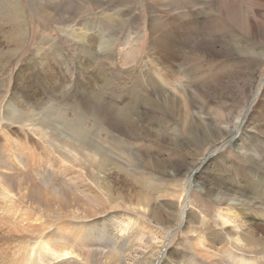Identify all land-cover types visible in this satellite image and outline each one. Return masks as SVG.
Wrapping results in <instances>:
<instances>
[{"label": "rangeland", "instance_id": "374dc122", "mask_svg": "<svg viewBox=\"0 0 264 264\" xmlns=\"http://www.w3.org/2000/svg\"><path fill=\"white\" fill-rule=\"evenodd\" d=\"M170 45L176 59L162 72L159 53ZM147 91L154 97L138 103ZM176 94L174 110L187 103L190 115L169 110ZM141 115L148 121L136 126L148 129L129 138ZM238 115L240 131L224 133ZM1 154L9 161L0 167V264L24 262L43 241L38 227L76 241L78 223L111 209L149 228L126 249L128 238L118 234L113 247L107 227L94 264H142L166 233L175 260L205 257L203 237L220 252L236 234L257 247L250 257L264 258V0H0ZM134 181L158 189L140 202ZM227 208L239 223L225 229ZM54 211L61 216L51 219ZM177 243L185 247L173 255Z\"/></svg>", "mask_w": 264, "mask_h": 264}, {"label": "bare ground", "instance_id": "6f19581e", "mask_svg": "<svg viewBox=\"0 0 264 264\" xmlns=\"http://www.w3.org/2000/svg\"><path fill=\"white\" fill-rule=\"evenodd\" d=\"M158 46H160V44L158 45ZM208 46V45H207ZM170 50H171V52L168 54V55H166L165 54V52H162V53H159V54H161V56H160V58H161V60L158 62L160 65V68L161 69H163V70H161L162 72H165L166 70H168V69H164V64L167 62V60L169 61V62H167L168 63V65H169V67L170 66H172L173 65V61H174V59H176V54H175V52L174 51H172V47H171V45H170ZM160 51V50H159ZM183 52V51H182ZM173 60V61H172ZM168 67V66H167ZM50 68V67H49ZM171 69V68H170ZM161 72V73H162ZM158 73V72H157ZM164 74V73H163ZM159 75H160V73H159ZM174 75V74H173ZM161 76V75H160ZM166 76H167V74H166ZM166 76H165V78H166ZM162 77V76H161ZM158 78V77H157ZM156 78V79H157ZM155 79V80H156ZM154 80V79H153ZM165 86V85H164ZM159 87H161V86H159ZM156 88V87H155ZM162 88H163V86H162ZM178 88V87H177ZM50 89V88H49ZM48 89V90H49ZM176 89V88H175ZM179 89V88H178ZM88 90H90V89H88ZM149 90V89H148ZM155 90H157V89H155ZM153 91H154V89H153ZM162 91H163V89H162ZM161 91V92H162ZM178 91V90H177ZM145 92H146V90H145ZM160 92V93H161ZM93 93V92H92ZM164 93V92H163ZM175 93H177L176 91H175ZM194 93V92H193ZM147 98H145V99H142V98H138V103L141 101H147V99L148 98H150V97H154V93L153 92H148L147 91ZM180 94V93H179ZM163 95V94H162ZM162 95H160L159 94V96H160V98H163V96ZM177 95V94H176ZM88 96H90V97H93L94 99H96L97 101H99V98H97V97H94V96H92L91 95V93L88 95ZM158 96V95H157ZM180 97V98H179ZM167 98V97H166ZM178 99H179V101L181 100L182 101V96H178L177 95V97H170V99L168 100V103H169V110L170 111H174V112H176V111H178L179 112V114H185V115H190L191 113L189 112V108L187 107L188 106V104L187 103H184L182 106H180L177 110L175 109L174 110V108H175V105H176V103L178 102ZM83 100H85V99H83ZM149 100V99H148ZM161 100V99H160ZM159 100V101H160ZM92 102H94V100H91ZM96 101V102H97ZM150 101V100H149ZM157 101V100H156ZM181 101H180V103H181ZM52 102V101H51ZM95 103V102H94ZM98 103V102H97ZM144 103V102H143ZM93 104V103H92ZM99 104V103H98ZM137 104V103H136ZM145 104H147L146 102H145ZM156 104V103H155ZM158 104V103H157ZM138 106H140V104H137ZM159 105V104H158ZM167 105V104H166ZM127 106V105H126ZM125 106V107H126ZM162 106L163 105H161V107L160 108H162ZM165 107V106H164ZM117 108V107H116ZM135 108V107H134ZM160 108H159V110H160ZM176 108H177V106H176ZM183 108V109H182ZM113 109V108H112ZM50 110V109H49ZM122 110H124V109H122ZM158 110V111H159ZM114 111V110H113ZM117 111L118 110H116V112H114V113H117ZM162 111V110H161ZM30 112V111H29ZM51 112V111H50ZM120 112H121V110H120ZM153 112V111H152ZM247 112H248V110L246 111V113H245V118H246V115H247ZM28 113V112H27ZM114 113H112L113 115H114ZM136 113V112H135ZM166 113V112H165ZM249 113V112H248ZM65 114V113H64ZM124 114H125V112H124ZM140 114V113H139ZM89 115V114H88ZM108 115V114H107ZM135 115V114H134ZM241 115V114H240ZM240 115H238V117H236V120H232V117L230 118V120H227L229 123H232V125L233 126H231V127H226V128H222V130L224 131V133L225 132H230V133H232L231 131H232V127L234 128V129H236V134L240 131V128H241V126H242V124H241V122H240ZM59 116V115H58ZM136 116V115H135ZM154 116V115H153ZM201 116V115H200ZM103 117V116H102ZM105 117H107V116H105ZM121 117H122V115H121ZM155 117V116H154ZM158 117V116H157ZM139 118H140V121H138V120H133V122L131 123V126H130V130L129 131H127L126 129H125V131H127V132H129V133H127V134H129L128 135V137L129 138H138L139 139V134L140 133H138L139 132V129H143V128H145V129H148L147 127H149V125H145L144 127H141V128H137V126L139 125V123L140 122H145V124H146V122L148 121V118L147 117H142V115L141 116H139ZM235 118V117H234ZM132 119H133V117H132ZM102 122V121H101ZM234 123V124H233ZM240 124V125H239ZM137 125V126H136ZM144 124H142V126H143ZM226 125H227V122H226ZM150 129V128H149ZM220 129V128H219ZM74 131H75V133H79V132H81V129H80V126H78V125H76V124H74V129H73ZM239 130V131H238ZM152 131V130H151ZM206 131V130H205ZM220 131V130H219ZM202 132V131H201ZM208 133V131H206V134ZM220 134H221V132H219ZM223 133V132H222ZM80 135H82V132H81V134ZM197 135V134H196ZM83 136H84V134H83ZM216 138V137H215ZM105 139H107V138H105ZM221 139L220 138H217L216 140H215V142L212 140V143L214 142V147L219 143V141H220ZM222 141V140H221ZM68 143V142H67ZM17 144V143H16ZM207 144H209V143H207ZM18 145H19V143H18ZM67 146V145H66ZM67 148H69L68 146H67ZM79 151V150H78ZM3 152V151H2ZM69 153H70V151H68ZM73 154V153H72ZM3 157V159H0V167L1 166H3V164H4V161H9V159L7 158V156L5 155L4 156V154H1ZM71 155V154H70ZM65 156H66V154H65ZM65 156H63V157H65ZM103 156V155H102ZM9 157V156H8ZM85 158L87 157V158H89V155L88 156H84ZM92 159V157H90V159L89 160H91ZM102 158H100V160H101ZM107 159V158H106ZM16 160V159H15ZM14 160V161H15ZM86 160V159H85ZM88 160V159H87ZM87 160H86V162H87ZM99 160V161H100ZM77 162V161H76ZM85 162V163H86ZM105 162V161H104ZM89 163V162H88ZM92 163V161L89 163V164H91ZM10 164V163H9ZM12 165H16V163L15 164H13V162L11 163ZM11 164L9 165V166H11ZM100 164V163H99ZM8 165V164H7ZM95 165V164H94ZM101 165H102V163H101ZM101 165L99 166V167H101ZM86 166H87V164H86ZM7 167V166H6ZM98 167V166H97ZM105 167H106V165H105ZM88 168V167H87ZM102 169V168H101ZM107 169V168H106ZM6 171V170H5ZM5 171H4V173H5ZM3 172V171H2ZM113 172V171H112ZM216 173V172H215ZM212 174V173H211ZM211 174H210V176H211ZM128 176V175H127ZM2 177V176H1ZM0 177V178H1ZM6 178V177H5ZM207 179H209L208 177H206ZM213 179V178H212ZM1 180V179H0ZM6 180V179H5ZM7 182V181H6ZM134 182H136V181H134ZM4 183V182H3ZM192 182H189L188 183V185H187V187H188V189L190 190L191 188H192V184H191ZM13 184V183H12ZM11 183H10V186L12 185ZM105 184V183H104ZM136 184H137V182H136ZM8 185L9 184H7L6 186L8 187ZM138 185V186H137ZM137 185H135V190H136V192L138 193V201H140V202H143L144 200H147L148 198L150 199L152 196H154L153 195V192H155V191H157V189H158V187H157V185H153V187H151V189L149 190L148 189V191H145V187H144V185L143 184H137ZM152 185V184H151ZM5 186V185H4ZM75 186V185H74ZM88 186V185H87ZM104 186V185H103ZM209 186V185H208ZM61 186H59V188H60ZM76 187V186H75ZM85 186H83V189L85 190V188H87V187H85ZM82 188V187H81ZM250 188V187H249ZM52 190L54 189H57V188H51ZM72 189V188H71ZM207 193L209 194V192H210V188L209 187H207ZM20 191V190H19ZM56 191V190H55ZM58 191V190H57ZM82 191V190H81ZM109 191V190H108ZM182 191V190H181ZM61 192V191H60ZM59 192V193H60ZM73 192V191H72ZM86 192V191H85ZM101 192V191H100ZM104 192V191H103ZM144 192V193H143ZM52 193H53V191H52ZM70 194H71V192H69ZM61 194V193H60ZM85 194V193H84ZM90 194V192L87 194V196ZM96 194V193H95ZM106 194V193H105ZM114 194V193H113ZM220 194H222V193H220ZM227 194V193H226ZM66 195H67V193H66ZM86 195V194H85ZM103 195V194H102ZM110 195V194H109ZM158 195V194H157ZM180 195V194H179ZM2 196V197H1ZM1 196H0V199L1 198H3V196H4V194H1ZM62 195H56V197H61ZM73 196V195H72ZM72 196H70V197H72ZM90 196V195H89ZM95 196H97V199H98V196L99 195H95ZM118 196L119 195H116V198H114V197H112V198H106V203L107 204H112V203H114L115 202V199H117L118 198ZM136 196H137V194H136ZM161 197H164V195H160ZM55 197V198H56ZM91 197V196H90ZM90 197H89V201H90ZM103 197V196H102ZM161 197H159V198H161ZM6 197H4V200H7V199H5ZM24 198V197H23ZM27 198V197H26ZM92 198H93V196H92ZM134 198V197H133ZM72 199H75V198H72ZM95 199H96V197H95ZM136 199V198H135ZM3 199L1 200V201H4ZM98 200H100V201H102V199L100 198V199H98ZM118 200H119V198H118ZM45 201V200H44ZM43 201V202H44ZM56 201L59 203L60 201L61 202H65L66 200L65 199H61V200H57V198H56ZM76 201V200H75ZM217 201V200H216ZM112 202V203H111ZM7 203V202H6ZM68 203H70V204H72V201L70 202V200H69V202ZM68 203H66V204H68ZM75 203V202H74ZM90 203H91V201H90ZM93 203V202H92ZM96 203V202H95ZM105 203V204H106ZM9 204V203H8ZM102 204V203H101ZM115 204V203H114ZM119 204V203H118ZM121 204V203H120ZM43 205L44 206H47L45 203H43ZM95 205V204H94ZM97 205V204H96ZM1 206H3L2 204H1ZM38 206V209H39V207H40V204L39 205H37ZM98 206H99V203H98ZM218 206H220V205H218ZM242 206H244V205H242ZM8 207V206H7ZM12 207V206H11ZM49 207V206H48ZM51 207V206H50ZM118 207H119V205H118ZM222 207H223V205H222ZM227 207V206H226ZM2 208V207H1ZM0 208V209H1ZM5 208V207H4ZM110 208V207H109ZM122 210H123V208H121ZM2 210V209H1ZM105 210V209H104ZM187 210V209H186ZM224 210V209H223ZM12 211H14V209L12 210ZM44 211V210H43ZM77 211V210H76ZM234 210H230V209H225L224 210V212H222V213H224V216L225 217H223V216H221V218H222V223H223V225L225 226V229H227L228 228V224H235V223H239V221H237V219H239V217L237 218V216H236V214H235V212H233ZM264 210H262V212H263ZM3 212H4V210H3ZM56 212H58V211H56ZM55 211L53 212V217H50L51 219L53 218L54 219V215L55 214H60V216H61V213H56ZM71 212H74L73 210L71 211ZM80 212V211H79ZM79 212H77L78 213V215H77V217L78 216H80L79 215ZM119 210H117V209H111V210H109L107 213H105L104 215H102V216H100L99 218H96V219H94L93 221L94 222H92V223H88V222H85V221H83L82 223H78L77 224V226H76V230H77V234H79L80 233V235L78 236L77 235V237H76V241L74 240V239H70L69 237H67V236H64V237H62V234H61V229L58 227V230L57 229H55V230H50V233H49V235H47L46 236V234H47V232L45 231L46 229H44L43 228V226H42V228H40V227H38L37 229H36V231H40L39 232V234H40V236L41 237H43V241L42 242H40V245H38V246H35V247H33V249H32V253H31V249L29 250V252H28V254L26 255V257H25V260H24V262L26 263V264H28V263H30V264H58V263H66V264H68V263H70V262H72L71 264H94L93 263V261L95 262V260H96V257H97V252L95 253V251H94V249H93V247H95V244H96V242H97V246H99L100 244L102 245V243L105 241V240H108L107 238H106V231H105V229L107 228V227H114L113 228V234L112 235H114V237L112 238H109V241H112L113 240V242H112V246L114 245V246H116V245H118V244H122V242H123V240H120V239H117V236H118V234L121 236V237H126V238H128V240H125V242H126V245H124L122 248H124L125 246H127L126 247V249L128 248V245H132V240H131V238L133 237V238H135V236L138 234V232H139V229H146V228H149V226H148V224L146 225V223L144 222V221H140V219H134V218H131V217H129V218H126V216H125V218H123L124 216H122V218H121V220L118 218L119 217ZM240 212V211H239ZM5 213V212H4ZM45 213H46V211H45ZM48 213V212H47ZM51 213V212H50ZM82 213V212H81ZM121 213V212H120ZM72 214V213H71ZM103 214V213H102ZM235 214V215H234ZM240 214V213H239ZM2 215H4V214H1V216ZM126 215V214H125ZM46 216H49L48 214L46 215ZM185 216H186V212H185V210H184V212H183V215H181V218L182 219H184L185 218ZM240 216V215H239ZM3 217V216H2ZM65 217V216H64ZM83 217H85V216H83ZM242 217V216H241ZM244 218V217H243ZM99 219V220H98ZM242 219V218H241ZM252 219V218H251ZM2 220V219H1ZM81 220V219H80ZM242 221H244V220H242ZM250 221V220H249ZM84 224V225H83ZM188 224H190L189 222H188ZM188 224H187V226H188ZM241 224V223H240ZM252 224V223H251ZM102 226L103 227V229L102 230H98V226ZM205 225V224H204ZM245 225H247V224H245ZM99 226V227H100ZM186 226V227H187ZM223 226V227H224ZM242 226H243V224H242ZM250 226V225H249ZM252 227H253V225H251ZM185 227V228H186ZM230 227V226H229ZM255 227V226H254ZM139 228V229H138ZM163 227H161V226H156V230L154 231V229H151V232L150 233H155V234H158L159 235V238H160V236H162L163 235V233H165L164 232V230L162 229ZM180 228H182V227H180ZM189 228V226L187 227V229ZM232 228H233V226H232ZM235 228H237L236 226H235ZM255 228H257V225H256V227ZM261 228V227H260ZM252 229V228H251ZM263 229V228H262ZM206 230V235H208L207 234V232L208 233H212V232H209V230L208 229H205ZM208 230V231H207ZM232 230V229H231ZM260 230V229H259ZM45 231V232H44ZM141 231V230H140ZM229 231H230V229H229ZM229 231H227V233L228 234H230V232ZM248 231V230H247ZM242 232V231H241ZM244 232V231H243ZM253 233V232H252ZM135 234V235H134ZM200 234V233H199ZM134 235V236H133ZM154 235V234H153ZM153 235H151V236H153ZM157 235V236H158ZM165 235V237H164V239H162V238H160L159 239V241H160V243L159 244H157L156 243V240L155 239H153V240H151L150 241V243H152V244H156V246H155V251H154V253L151 255V257L149 258V257H147L146 259H144V261L143 260H141L142 261V264H160V262L165 258L166 260H165V262L163 263V264H167V261L169 262L170 261V263L171 264H264V258H261V259H259L258 257H254V256H249V254H253V255H257L258 256V253L259 252H257V247H254L253 245H251L250 243H243L240 239H241V235L240 234H236L235 236H237V237H239V238H232L231 236V243H233V241H235V242H238V245L237 246H234L233 244H231V243H227L226 241H225V245H224V247H223V249L220 251V252H217V251H215V250H213L212 248L213 247H210L209 245H208V242H206V240H205V237H203L202 239H199V241H197L196 242V245H198V246H201L202 248H204V252L202 251V248H201V251L203 252V255H205V257H202L201 258V254H200V257H199V254L197 255V256H193V257H190V258H186V256L185 257H183L182 258V260H175L174 259V257L172 256V255H170V253H166L167 252V250H168V246H169V244L171 243H169V241L171 240V239H173V237L172 236H170V237H168L167 236V233L166 234H164ZM109 236V235H108ZM156 236V235H155ZM198 236V235H197ZM209 236V235H208ZM243 236V235H242ZM153 238V237H152ZM151 238V239H152ZM155 238V237H154ZM157 238V237H156ZM168 238V239H167ZM195 239V238H194ZM197 239V238H196ZM230 239V238H229ZM198 240V239H197ZM209 240H212V238L210 239V237H209ZM165 241H167L166 243H165ZM172 241V240H171ZM215 241H216V239H215ZM215 241H213V242H215ZM148 242V241H147ZM220 242H222V241H220ZM207 243V244H206ZM207 245L210 247H208L207 248ZM111 246V247H112ZM113 246V247H114ZM194 246H195V244H194ZM106 247V246H105ZM104 247V248H105ZM185 246H182V245H180V243H177V245L176 246H174L173 248H175L174 250V254L173 255H175V254H177L178 252H180V249H182V248H184ZM196 247V246H195ZM254 247V248H253ZM96 248V247H95ZM180 248V249H179ZM106 249V248H105ZM177 250H178V252H177ZM197 250H200V249H197ZM249 250H253V251H251V252H249ZM162 251V252H161ZM183 251L184 252H187V251H185L184 249H183ZM98 252H99V249H98ZM153 252V251H152ZM151 252V253H152ZM163 253V256H158V254L159 253ZM172 252H173V250H172ZM199 253V252H198ZM100 254V256H101V253H99ZM98 254V255H99ZM106 254V253H105ZM104 254V255H105ZM30 255H31V257H30ZM71 255H75V257H76V260H72V258H70V256ZM148 255V254H147ZM29 258H30V260H29ZM98 258V257H97ZM185 258V259H184ZM219 258V259H218ZM22 260H23V258H22ZM110 260H111V258H110ZM24 262H21L20 264H23ZM96 263V262H95ZM101 262H99V264H100ZM119 262H118V260H117V264H118ZM125 263V262H124ZM98 264V263H97ZM102 264H111V262L110 263H107V262H105V260H104V262H102Z\"/></svg>", "mask_w": 264, "mask_h": 264}]
</instances>
